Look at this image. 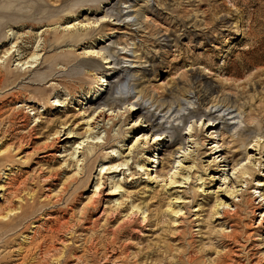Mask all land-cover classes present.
Returning a JSON list of instances; mask_svg holds the SVG:
<instances>
[{
  "label": "rangeland",
  "instance_id": "rangeland-1",
  "mask_svg": "<svg viewBox=\"0 0 264 264\" xmlns=\"http://www.w3.org/2000/svg\"><path fill=\"white\" fill-rule=\"evenodd\" d=\"M258 181L264 0H0V264H264Z\"/></svg>",
  "mask_w": 264,
  "mask_h": 264
},
{
  "label": "bare ground",
  "instance_id": "bare-ground-1",
  "mask_svg": "<svg viewBox=\"0 0 264 264\" xmlns=\"http://www.w3.org/2000/svg\"><path fill=\"white\" fill-rule=\"evenodd\" d=\"M119 72L120 71H117L116 72V75H118L119 74ZM125 72V71H124ZM103 88H104V85H101L100 87H98V89L96 90V91H98L99 89L100 90H103ZM107 89H108V86L106 87V89H105V91H104V93L107 91ZM129 89H130V85L129 84H122V91L123 92H127V91H129ZM132 90V89H131ZM193 90H194V88H193ZM193 90H192V92L190 91V93L188 94V95H191V94H193ZM212 91H213V86L211 85V84H205L204 85V88L203 89H198V94L200 95L199 97H200V100L201 101H204V100H206V97H207V93H212ZM185 92V91H184ZM140 94V93H139ZM138 94V95H139ZM185 94H186V92H185ZM184 96V95H183ZM176 97V96H175ZM185 98V97H184ZM192 98V97H191ZM187 99V98H186ZM145 100H147V99H145V98H140L139 100H138V105H140V108L141 109H147L148 111H150L149 109L150 108H148V107H146V101ZM177 101H171V102H169L167 105L165 104V103H162L161 105H158L157 107L159 108V109H163L161 112H165V116H167L168 114H170L169 115V118H171V117H176L177 118V120H180V121H183V120H185L186 118H187V116H192V115H194L195 114V112L194 111H189L188 112V114H186V113H183L182 111L184 110V108H185V105H186V103L183 101V100H180V99H176ZM188 100L190 101L191 99H190V97L188 98ZM170 101V100H169ZM188 102V101H187ZM192 102V101H191ZM226 102V101H225ZM227 102H228V100H227ZM226 102V103H227ZM167 103V102H166ZM155 104H156V102H155ZM155 104H151V107H154V105ZM191 104V103H190ZM213 109L215 110V111H213L214 113H218V117L217 118H219V119H221V120H225L224 122L225 123H227V116H232V115H234L235 114V109H234V107L232 106V105H229V104H223V103H220V104H218V105H215L214 107H213ZM212 111H210V113L208 114V116H211L212 115V113H213ZM207 113V112H206ZM163 114V113H162ZM153 116H154V118L156 117V114H152ZM203 115H206L205 114V112H203ZM105 116H106V114L104 113V112H99V114L97 115V118H96V125H98V124H100V122H103L104 121V118H105ZM160 119H162V118H164V115L163 116H161V117H159ZM158 118V119H159ZM232 118V117H231ZM235 117H233V119H234ZM109 120H112L111 119V117H109ZM176 121V120H175ZM168 122H169V120H168ZM227 125H229V124H227ZM157 128V127H156ZM178 126H172V130H174V131H177L178 130ZM109 132V131H108ZM69 134H71V132H69ZM71 136L69 135L67 138H70ZM256 138H259V136H257ZM160 140V138H158V141ZM147 143V142H146ZM92 165H93V163H89L88 164V167L89 168H91L92 167ZM150 177V175L148 174V178ZM257 187H259V186H264V184H262L261 183V181H258V185H256ZM264 196V194H261L260 195V197H263ZM247 203V205L249 206V202H246ZM241 206L242 205H240V206H238L237 207V212H241V211H243L242 210V208H241ZM141 209V208H140ZM233 215H236V213H230L229 211H227V210H225V211H223V216H220L219 218H228V217H232ZM132 225H136V223L135 222H133L132 223ZM231 226H233V225H231ZM233 233L232 234H223L222 235V241H223V244L225 245L226 244V246H229V245H234V247L236 246L235 245V243H237L238 242V236L236 235V234H234V231H232ZM120 233H122V227L117 231V234H120ZM232 248L231 249H229L228 251H226L225 253H223V254H221L219 257H218V259H217V263L216 264H226L228 261H233V259H232Z\"/></svg>",
  "mask_w": 264,
  "mask_h": 264
}]
</instances>
